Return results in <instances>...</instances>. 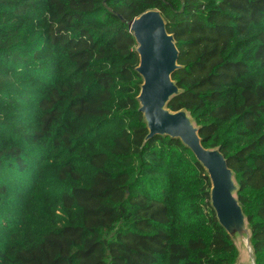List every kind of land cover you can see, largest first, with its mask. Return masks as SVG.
I'll return each mask as SVG.
<instances>
[{"label": "trees", "instance_id": "trees-1", "mask_svg": "<svg viewBox=\"0 0 264 264\" xmlns=\"http://www.w3.org/2000/svg\"><path fill=\"white\" fill-rule=\"evenodd\" d=\"M161 13L185 110L264 264V0H0V264H235L209 180L147 130L128 23Z\"/></svg>", "mask_w": 264, "mask_h": 264}, {"label": "water", "instance_id": "water-1", "mask_svg": "<svg viewBox=\"0 0 264 264\" xmlns=\"http://www.w3.org/2000/svg\"><path fill=\"white\" fill-rule=\"evenodd\" d=\"M138 65L135 72L141 78L136 97L147 135L143 143L154 137L178 140L194 156L209 180V204L219 226L226 232L237 250V260L249 254L254 263L247 220L237 199L238 185L219 148L205 149L198 136L199 127L185 110L170 111L167 104L181 91L171 80L180 69L178 50L172 35L166 32L165 21L157 10H148L128 23ZM236 263V262H235Z\"/></svg>", "mask_w": 264, "mask_h": 264}, {"label": "rangeland", "instance_id": "rangeland-1", "mask_svg": "<svg viewBox=\"0 0 264 264\" xmlns=\"http://www.w3.org/2000/svg\"><path fill=\"white\" fill-rule=\"evenodd\" d=\"M235 264H252L249 254L244 252L243 257L241 256V258L237 260Z\"/></svg>", "mask_w": 264, "mask_h": 264}]
</instances>
